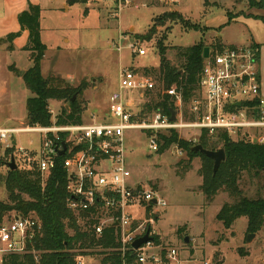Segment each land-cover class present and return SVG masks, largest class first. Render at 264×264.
<instances>
[{
	"label": "rangeland",
	"instance_id": "rangeland-1",
	"mask_svg": "<svg viewBox=\"0 0 264 264\" xmlns=\"http://www.w3.org/2000/svg\"><path fill=\"white\" fill-rule=\"evenodd\" d=\"M179 1L90 0L88 4H75L70 8L68 3L66 5L67 0H0V38L19 30L18 14L27 8L29 2L40 4L42 40L48 47L42 62V73L45 77L59 76L75 87L86 82V89L75 98L80 100L83 107V123L111 119V95L120 89L121 61L125 63L123 67H133L141 73L148 69V73L156 80L154 90L146 92L142 99L143 109L147 102L157 96L162 84L156 70L160 66L159 45L165 46L167 59L180 67L178 48L198 42H203L208 47V43H216V35H223L225 42L229 40L242 43L250 37L251 30L263 43L259 60L264 87V25L255 26V29L251 25L245 31L240 25L233 23L222 31H213L211 37L206 39L203 33L210 27L202 21L203 17L212 8L217 15L221 13L226 16L225 9L213 7V2L208 0L204 5L203 0H184L185 11L196 18L201 13L199 19H194L175 10L174 7ZM215 4L225 6L233 13L240 8H253L254 11L262 9L254 6L251 0H231V3L219 0ZM85 10L87 13H84ZM171 12L181 16H171ZM3 16H6V20L1 19ZM160 16L162 18L158 23H154L155 18ZM27 40L28 37L19 36L12 49H9L8 43L0 42V127H31L27 121L26 100L32 96V92L26 87L23 75L32 62L30 53L21 48ZM259 46L261 48V44ZM120 47L124 50H119ZM136 47H144L147 54L139 56L135 52ZM127 53L131 59L129 64L128 58L122 60ZM199 96L200 88L189 102L184 103V118L188 121L196 117L192 105ZM63 107L69 109V103L50 101L52 125ZM199 134L196 129L179 131L180 137L190 144L198 141ZM127 136L128 165L133 181L150 185L168 204L157 224L160 232L168 234L160 233V242L178 246L181 254L185 252L183 250L190 255L196 251L195 256L187 261L188 264H264V228L247 242L250 233H247L245 217L236 220L231 229L221 225L216 216L222 202H233L234 199L228 193H220L214 202L206 201V196L200 189L203 178L199 173L202 164L199 157L193 159L187 170V154H179L181 148L178 145L169 147L163 153L154 152L149 149L145 131H129ZM41 138L38 132H21L15 135L17 149H36L40 146ZM233 138L238 140L236 136ZM244 139L248 140L246 137ZM12 156H15L21 169L30 168L32 165L28 160L24 162L18 152L10 156L8 149L0 142V201L4 202H9L5 181ZM245 180L242 187L246 194L254 196L258 189V180L247 177ZM43 182L45 184L46 180ZM14 211L16 210L5 214ZM185 225L194 234L204 228L208 237L212 235V238L205 240L190 235L196 238L195 248L191 244L186 245L187 230L181 235L178 233V229ZM240 249L249 254L241 255ZM97 250L100 249H90L91 253L84 255L86 264H100L102 257ZM34 254L37 255L35 251Z\"/></svg>",
	"mask_w": 264,
	"mask_h": 264
},
{
	"label": "built area",
	"instance_id": "built-area-1",
	"mask_svg": "<svg viewBox=\"0 0 264 264\" xmlns=\"http://www.w3.org/2000/svg\"><path fill=\"white\" fill-rule=\"evenodd\" d=\"M177 3L179 0H169ZM259 49L228 46L210 52L200 76V96L193 101V120L184 118L183 94L172 86L164 89L174 99L176 119L171 114L154 111L141 119L143 97L156 87L155 78L133 67H122L120 89L111 95L109 121L82 124L0 128V142L15 148L22 160L31 162L46 180L59 163L67 172L68 207L80 220L93 221L97 237L114 227L123 255L132 252L131 264H186L179 258V248L159 243L157 228L161 213L168 205L148 184H132L128 165L127 133L145 131L149 149L158 152L160 135L172 130L196 129L214 133L226 130L238 139L264 144V95L259 67ZM139 56L147 50L135 48ZM241 102L238 106L237 103ZM38 132L40 146L17 149L15 135ZM66 143L64 147L63 143ZM175 146V145H172ZM64 150V154L61 151ZM15 152V153H16ZM14 153V154H15ZM179 154L183 150L179 149ZM44 183V182H43ZM10 214V215H9ZM0 220V264L11 254L30 252L29 245L42 235V223L36 215L18 211ZM9 215V216H7ZM149 233L151 240L135 248L133 243ZM158 237V240L156 239ZM84 255L77 264H86ZM123 264H127L124 260Z\"/></svg>",
	"mask_w": 264,
	"mask_h": 264
},
{
	"label": "trees",
	"instance_id": "trees-1",
	"mask_svg": "<svg viewBox=\"0 0 264 264\" xmlns=\"http://www.w3.org/2000/svg\"><path fill=\"white\" fill-rule=\"evenodd\" d=\"M251 1L254 6L264 9V0ZM89 2L90 0H67L70 6ZM175 14L178 18L181 16L176 12L170 13L171 16ZM41 15L40 4L29 2L27 8L18 14L20 29L0 38V42L8 43L9 49H12L14 41L24 31L28 32L27 43L22 48L30 53L32 61V65L23 75L26 87L32 92V96L26 100L28 125L31 127L52 125L51 100L69 103V109L63 107L57 116L55 120L57 124H82L83 107L78 98L74 101L72 99L75 94L83 93L86 82L75 87L59 76L45 77L42 73V61L48 47L42 40ZM161 18V16L155 18L154 23H158ZM260 18L264 21V16ZM251 46L260 50L259 44ZM205 47L203 42H198L178 48L177 57L181 66L177 67L167 59L165 46L159 45L160 66L156 70L162 83L161 91L145 104L141 119L158 110L172 115L175 108L174 99L164 93L163 89L176 86L182 92L185 103L194 97L199 89L200 76L206 60ZM224 48L225 46L219 43L211 52L222 51ZM148 72L146 69L145 73ZM159 144L160 153L172 145H178L183 153L187 154L185 167L187 170L194 158L201 159L199 173L203 182L200 189L208 203L214 202L220 193H228L234 199L233 202H225L216 216L226 229H231L241 217L248 220L247 233L256 234L264 228V144L246 139L235 140L226 130H217L214 133L202 130L194 144L183 140L178 131L172 130L167 135H160ZM197 144L209 150L225 149V160L217 172H214L212 158L193 150ZM8 153L10 156L13 155L15 148L8 149ZM61 159L57 167L50 172L45 184L35 166L9 170L5 181L9 202L0 201V220L5 213L13 210L25 215L35 214L40 219L43 230L42 235L29 245L30 252L11 254L3 264H77V257L91 253L90 249H100L96 251L102 257L100 264H123L124 260L131 264L134 254L129 252L123 255L118 249L120 242L114 227H108L101 237H97L93 229L94 222L80 220L68 207L67 172L61 164ZM246 177L258 180V189L254 196L246 194L242 187ZM185 229L186 225L180 227L178 233L181 235ZM156 239L158 240V237ZM159 243L162 244L160 241ZM240 253L247 254L244 249H240Z\"/></svg>",
	"mask_w": 264,
	"mask_h": 264
},
{
	"label": "crops",
	"instance_id": "crops-1",
	"mask_svg": "<svg viewBox=\"0 0 264 264\" xmlns=\"http://www.w3.org/2000/svg\"><path fill=\"white\" fill-rule=\"evenodd\" d=\"M209 2H213V7L215 8H221V9H225L226 11V16H223L221 13L219 15H217V12H215L214 8H212L211 10H208L207 14H205L206 17H203L204 19L202 20L206 26L210 27V29L208 31H206L205 33H203V36L204 38H210L211 35H212V32L213 31H216V32H219V31H222L223 29L227 28L228 26H231L233 23H237L238 25H240L242 28H244V30L246 31V29H248L251 25L253 26V28L255 29V26H259L260 24L261 25H264V21L260 18L261 16H264V9H260L259 11H254L253 8L252 9H249V10H245V9H239L236 11V13L234 12H230L227 7L225 6H221V5H217L215 3H218L219 0H213V1H210L208 0ZM224 1V0H222ZM226 1H230L231 3V0H226ZM205 2H207L206 0H203L202 1V4L204 5ZM35 3V2H34ZM39 4V3H38ZM183 4H184V0H180L178 4L175 5V10L179 11L180 13H183L185 16L187 17H192L194 19H199L200 16H201V13H199V16L196 17H193L188 11H185L183 9ZM66 5H67V2H66ZM65 5V6H66ZM73 6V5H72ZM71 8V6H70ZM173 8V9H174ZM204 9V8H203ZM203 9H201V12L203 13ZM241 10H244V12H241ZM20 12V11H19ZM18 12V13H19ZM230 12V13H229ZM42 17V15H41ZM1 19L3 20H6V16H3ZM20 27V26H19ZM20 29V28H19ZM250 29V28H249ZM251 35L249 38L245 39L242 43H235V42H232V41H229L227 40L226 42L224 41L225 37L223 35H216V43L214 44H210L208 43V47H209V53L219 44L221 43L223 46L225 47H228V46H245V45H252V44H261V48H260V57L259 59H261V51H262V46H263V43L257 39L256 37V34L253 33L251 30ZM208 34H210L209 36H207ZM22 36H25L26 38L28 37V32L27 31H24L22 33ZM246 38V36H245ZM17 40V39H16ZM15 40V41H16ZM14 41V42H15ZM26 45V43L22 44V47L23 48L24 46ZM124 47V46H123ZM214 47V48H213ZM119 50H124V48L120 47ZM123 58H128L129 61H127V63L129 64V62H131V59H130V56H129V53L127 54H124L123 57H122V60ZM31 60V59H30ZM32 62V61H31ZM43 62V61H42ZM124 61H121V68L123 67L124 65ZM32 65V64H31ZM29 65V67L31 66ZM28 67V68H29ZM259 67H260V75H261V78H262V71H261V65H260V60H259ZM27 68V69H28ZM262 87H263V78H262ZM262 93L264 95V87H263V90H262ZM0 107H1V104H0ZM27 111V110H26ZM11 126H3V128H10ZM2 128V127H0ZM131 182L132 184L136 185V184H139L138 182H134L133 181V178L131 179ZM224 202H222V205H223ZM221 205V206H222ZM164 212V211H163ZM162 212V213H163ZM162 213H161V216L158 220V222L161 220L162 218ZM246 223V226H247V223H248V220L247 218H245V221ZM221 225L222 222L220 221ZM224 227V226H223ZM160 230V229H159ZM186 230L188 232V235L186 236V238L188 237L189 240L186 241V238H185V244L186 245H189L191 244V246L193 248H195V245H194V241H195V237H192V236H199L201 239H205V240H210L212 238V235L211 237H208L207 233H206V230L204 228H201L198 232H196L195 234L191 232V229L186 226ZM160 232V231H159ZM162 235H168V234H165L163 232H160ZM261 233V232H260ZM192 235V236H190ZM163 243V242H162ZM174 247H178V246H174ZM179 248V247H178ZM185 251L183 254H181V251L179 252V258L180 260H182L184 263L188 264V260L189 258H192L193 256H195L196 254V251L190 255L188 251L186 250H183ZM249 253L246 254V256L248 255ZM172 264H179L178 262H173Z\"/></svg>",
	"mask_w": 264,
	"mask_h": 264
},
{
	"label": "water",
	"instance_id": "water-1",
	"mask_svg": "<svg viewBox=\"0 0 264 264\" xmlns=\"http://www.w3.org/2000/svg\"><path fill=\"white\" fill-rule=\"evenodd\" d=\"M209 47H205L204 51H205V58H207L209 56ZM75 94L73 96L72 101L75 100L76 98ZM238 106L241 105V102L237 103ZM171 119L175 120L176 119V113L174 110H172V115H171ZM64 147H66V143H63ZM193 150L195 152H201L203 154H205L206 156L212 158L214 160V172H217V170L220 167V164L222 163V161L225 160L226 154H225V149L224 148H220L218 150H209L203 147V145L201 144H197L193 147ZM61 154H64V150L61 151ZM10 170H15L18 168L15 156H12L11 161L8 163ZM255 233H250L247 237V242H250L253 237L255 236ZM149 240H151V237L149 236V233H146L144 236L138 238L134 243L133 246L135 248H139L141 245H143L144 243L148 242ZM189 238H186V241H188Z\"/></svg>",
	"mask_w": 264,
	"mask_h": 264
}]
</instances>
